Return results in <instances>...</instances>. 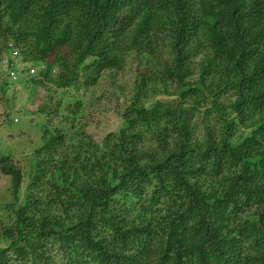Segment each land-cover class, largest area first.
<instances>
[{
	"label": "trees",
	"instance_id": "16d2710c",
	"mask_svg": "<svg viewBox=\"0 0 264 264\" xmlns=\"http://www.w3.org/2000/svg\"><path fill=\"white\" fill-rule=\"evenodd\" d=\"M14 53L17 80L66 104L36 110L26 180L0 158V264H264V0H0V61ZM126 67L97 142L65 90Z\"/></svg>",
	"mask_w": 264,
	"mask_h": 264
},
{
	"label": "rangeland",
	"instance_id": "374dc122",
	"mask_svg": "<svg viewBox=\"0 0 264 264\" xmlns=\"http://www.w3.org/2000/svg\"><path fill=\"white\" fill-rule=\"evenodd\" d=\"M17 57V53L12 56L9 54L0 61V83L6 81L8 84L5 91L0 89V158L11 157L10 163L21 168L26 180L32 161L30 156L35 148L41 146L42 126L45 123L36 110L41 106H54L58 101L65 105L66 98L63 97L62 89L51 85L25 87L26 78L13 80L7 75V58L13 60L15 72L28 68L18 64L20 58ZM31 68L38 70L37 66L31 65ZM57 72L56 70L53 75L56 76ZM132 84L133 74L126 67L121 72L104 73L94 85H81L77 90H65L66 97L76 96L84 101L85 116L76 123L80 121L86 132L95 141L101 142L106 134L119 127L122 110L131 95ZM58 123L54 120L53 126H58ZM11 201L10 177L0 171V220L6 215L2 207Z\"/></svg>",
	"mask_w": 264,
	"mask_h": 264
},
{
	"label": "built area",
	"instance_id": "2783aa9c",
	"mask_svg": "<svg viewBox=\"0 0 264 264\" xmlns=\"http://www.w3.org/2000/svg\"><path fill=\"white\" fill-rule=\"evenodd\" d=\"M18 64H21L19 63V60H18ZM5 65H6L7 75L11 76L13 80L17 79V75L21 72L22 69L18 72H15V69H13L14 63H11L10 68L7 67V62L5 63ZM34 72L35 71L32 68L29 70V74L31 75L34 74Z\"/></svg>",
	"mask_w": 264,
	"mask_h": 264
},
{
	"label": "clouds",
	"instance_id": "9594fccd",
	"mask_svg": "<svg viewBox=\"0 0 264 264\" xmlns=\"http://www.w3.org/2000/svg\"><path fill=\"white\" fill-rule=\"evenodd\" d=\"M26 69H27V67H24V68H22V70H21V71H26Z\"/></svg>",
	"mask_w": 264,
	"mask_h": 264
}]
</instances>
